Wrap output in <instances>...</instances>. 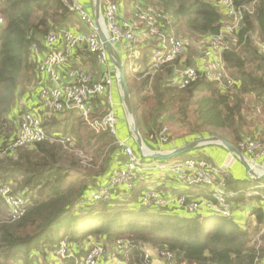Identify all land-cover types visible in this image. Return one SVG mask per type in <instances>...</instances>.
I'll return each instance as SVG.
<instances>
[{"label":"trees","instance_id":"16d2710c","mask_svg":"<svg viewBox=\"0 0 264 264\" xmlns=\"http://www.w3.org/2000/svg\"><path fill=\"white\" fill-rule=\"evenodd\" d=\"M108 1L118 5L136 2L102 0V8ZM137 1L162 10L167 17L159 22L160 27L176 37L180 28L192 36L206 38L217 35L223 27L219 8L205 0ZM234 2L242 20L222 51L228 71L222 85L200 77L181 88L172 82L173 64L164 65L155 74L145 72L147 68L135 72V65H142L159 48L156 40L145 35L144 24L136 27L143 29L145 37H138L133 49L128 50V58L121 61L141 135L153 150L157 149L152 142L157 146L160 142L150 140V135L163 128L164 118L172 109L178 108L183 122L189 123V116L195 115L190 134L193 138L218 135L235 146L245 137L251 123L250 112H264V0ZM69 3L70 0H0V16L4 19L0 24V154L7 153L0 158V184L17 182L27 201L25 215L0 219V264H17L18 260L40 264L35 253L44 263L62 239L72 245L87 234H104L108 242L129 240L126 250L117 254L125 264H147L143 248L147 244L173 253L174 264H260L264 260V205L253 210L257 218L255 230L261 232L262 242L252 244L253 234L247 224L242 226L222 216L138 206L134 204L137 192L120 203L117 199L84 201L95 179L109 171L121 146L108 131L91 132L92 128L78 114L54 116L51 120L53 132L69 135L71 141H64L65 136L60 141L48 138L22 152L8 151L25 111L16 112V101L22 87L24 92L39 71L31 46H41L52 28L65 27L73 20ZM135 53L137 58L133 57ZM248 96H253L254 101ZM82 147L93 150V163L81 165L80 158L71 154L70 149ZM135 151L139 154L138 149ZM246 196L233 200L239 204L253 199ZM1 205L5 203L0 197ZM75 254L83 256L86 251Z\"/></svg>","mask_w":264,"mask_h":264},{"label":"built area","instance_id":"2783aa9c","mask_svg":"<svg viewBox=\"0 0 264 264\" xmlns=\"http://www.w3.org/2000/svg\"><path fill=\"white\" fill-rule=\"evenodd\" d=\"M205 1L219 9H224L223 15L232 17L234 24L232 26L223 24L221 31L217 35L211 36V42L202 57V70L187 68L181 74L175 72L172 82L181 88L187 87L200 76H205L208 80L220 85L228 77L222 59V51L228 44V35L225 36V34L231 33L232 35L237 30L242 20V14L236 7L234 0ZM69 6L71 11L88 27V30L86 32L73 31L66 26L52 28L44 36L41 46L40 44L31 46L34 56H44L42 60H39L38 70L41 73H46L49 80V84L40 89V97L56 113H77L96 131H108L117 138V116L111 89L114 78L108 70L111 59L102 34L111 44L125 42L127 49L131 50L139 37L136 27L138 24H144L147 27L145 35L156 40L159 44V48L149 54L144 62L145 68L152 74H155L164 65L176 62L185 52L186 43L160 27L159 22L167 17L162 10L141 1L134 2L133 20H122L120 18V6L113 1H108L102 8V21L96 20L94 16L89 14L81 0H70ZM3 23L4 19L0 16V24ZM225 42L226 45H224ZM82 45H85L87 51L94 55L101 67L107 68L101 79H96L92 73L81 68L69 67L65 72L62 71L73 52ZM262 50L264 51V43ZM211 62H213L212 67H210ZM137 68V66L134 67V70ZM104 95L108 97L112 107H109L101 117H94L93 119L92 99ZM47 127L39 112L25 110L20 117L16 135L8 145V151L12 152L23 146L35 145L48 138L62 140L63 136L58 133L48 134L49 129ZM170 137L167 127H163L158 133L150 135L151 140L158 141L160 144L169 142ZM255 138L241 140L242 142L239 143V148L251 162L264 157V142ZM63 140L69 142L71 137L66 135ZM118 144L122 147L126 157L125 167L111 172L107 184L93 189L90 192V197L87 198L88 201H102V198L111 197V188H134L138 176L145 170L169 171L176 176L182 185L188 187L205 186L210 191V197L200 196L191 200H188L186 195H179L176 197L179 207L187 209L191 213L206 211L226 218L232 217L231 201L242 193L229 187L230 162L224 163L222 164L224 167L218 168V165L212 163L211 160L200 156L151 160L140 153L138 154L125 141H119ZM154 151L162 152L164 150ZM261 186L264 187V183ZM255 191L254 194H258ZM0 197L7 206L11 218L18 219L25 215L27 201L22 193L14 190L11 183L0 184ZM141 200L144 207H163L169 202L153 188L146 189ZM117 247L121 253L127 244L118 242ZM102 255L103 248L98 246L89 249L84 256L76 257L70 250L67 239H62L56 249V256L61 262H64L63 264H98ZM161 255H163L162 262L174 264L173 253L164 251ZM69 259H73L74 262L65 263V260ZM117 262L122 263L119 260Z\"/></svg>","mask_w":264,"mask_h":264},{"label":"crops","instance_id":"0c3cea01","mask_svg":"<svg viewBox=\"0 0 264 264\" xmlns=\"http://www.w3.org/2000/svg\"><path fill=\"white\" fill-rule=\"evenodd\" d=\"M137 1V0H136ZM142 2V1H141ZM81 3L84 5L85 9L88 11L89 14H91L92 16L95 17L96 19V12H95V1L94 0H81ZM120 6V18L123 19H130L133 20V14H134V1L127 4V5H119ZM220 12L223 14L224 13V9H219ZM97 20V19H96ZM102 21V20H99ZM66 28H70L73 31H81V32H86L88 30V27L78 18L77 15H73V20L71 22H69L66 25ZM138 36L139 39H141L142 37H145L143 35V29H139L138 30ZM205 39L210 40L211 37H206ZM114 51L116 53V55L122 60H125L126 58H128V50L127 49V45L125 42H121V43H117V44H112ZM91 53L89 51H87L86 46L82 45L79 48H77L70 60L64 65V67L62 68V71L65 72V70L69 67H74V68H81L84 69L90 73L93 74V76L96 79H101L102 76L105 73V70H107V68L105 67H101L97 61L95 60L94 55H90ZM35 61L39 63V60H42L44 56L42 55H38V56H34ZM134 57V56H133ZM138 57V56H137ZM135 58V57H134ZM111 59V58H110ZM146 59V58H145ZM145 62V61H144ZM198 63V62H197ZM200 64V63H199ZM138 66V68L140 67V65H135ZM137 68V70H134L135 72L140 71ZM202 68V65H199V69ZM108 70L111 72L113 78H114V82H113V86H112V97H113V103H114V109L116 112V116H117V141H125L128 144H130L134 149H138L139 153H140V148L138 146L136 137L134 135L133 129H132V125H131V118H130V113L127 110L125 104H124V100H123V96H122V92H121V87L119 85V80H118V71L116 69V67L114 66L112 60L110 61V66L108 68ZM33 84H36L35 86ZM47 84H49V80H48V76L46 73H41L40 71H38L37 74V78L35 80V82L31 83L30 85H32V87H25V91L23 92L24 86L22 87V90L19 94V97L16 101V105H15V109L16 112L18 110V108L21 109H27V110H33L36 112H39L44 120V116L46 115V113H49L51 115H55L58 117H62V116H66V115H70L72 114V112L70 113H64V114H60V113H56L55 111H53V109L48 106L47 104H45L43 102V100L40 97V89L44 86H46ZM29 88V89H28ZM21 96H25V100H23V104H21V106H17V104L20 102ZM248 99L251 100L252 102L254 101L253 96H248ZM251 105H253V103H251ZM92 113L94 114L95 117H98L99 115H103L108 109L109 107H112V105L110 104V101L108 99V97L106 95L104 96H97L94 97L92 99ZM21 107V108H20ZM29 107V109H28ZM48 109V111L46 112L45 110ZM19 111V110H18ZM261 113L264 114L263 110L261 111ZM261 113H258L255 109H253L252 112H250V119L254 122L253 126H257L254 127L253 129H251L250 131L252 133H254L255 135L261 134L264 135V125L262 121H258L261 118ZM73 114H77V113H73ZM256 115H259L256 116ZM49 121V119L44 120L45 123H47ZM252 124H250L251 126ZM249 128V126L247 127V129ZM52 130V128H51ZM54 131V130H52ZM172 135V133H171ZM195 139H199L197 138H193V136H191L190 134H187V136H182V135H176L173 133V135L171 136V140L169 141L168 144L166 145H159L157 146L156 144H154V142H152V146H154V148H156L157 150H164V151H168V150H172L174 148H177L183 144H186L192 140ZM190 154L192 156H202L205 157L211 161H213L216 164H223L225 162H230V167H229V181H231V189L232 186H237V189L234 190H239L240 192L245 191V189H249V193H253L251 192V190L253 188H257L260 187L261 184L264 181H255L252 178H250L248 176V172L245 168V166L236 158V160H233V155L229 152V150H227V148H225L224 146L214 143V144H206V145H202L201 147H197L196 150L194 152H190ZM116 157L114 158V161L109 169V171L104 174V175H100L99 177H97L93 183V185L90 187L88 193L86 194L85 197L89 198L90 197V192L93 189H96L98 186L100 185H104L107 184L109 177H110V173L115 171V170H119L125 167V155L123 152L122 147H120V149H118L116 155ZM186 156V155H183ZM182 156V157H183ZM256 161H259V163L264 164V157H261L259 159H257ZM253 166L255 168H257L255 166V164H253ZM260 170V169H258ZM263 171V170H261ZM156 172L158 173L159 171L156 170H145L144 173L145 177L137 179L136 181V185L134 188L132 189H128L126 187H117L115 188H111V191L113 192V198L112 199H120L122 197H125L127 195H131L129 194L130 191L132 192H139V194L137 195L136 198V202H134V204L141 206L142 204V193L148 189V188H153V189H157L161 196L164 199H167L169 202L167 205L163 206V207H157V206H153L151 208H161L165 211H172V212H179L182 211L183 214L184 212L187 214H192L191 212L186 211V209L184 208H180L177 204L174 203L173 198L178 197L179 195H186L188 200L191 199H196L200 196H206L208 197L210 191L209 188L205 187V186H198V187H188V186H184L182 185L176 178V176L169 171L166 172H159L160 174H156ZM141 174V175H142ZM248 179H250L251 181H248ZM14 190L16 192H19L20 190L15 188L14 184L11 183ZM230 185V184H229ZM264 189V187H263ZM263 189L259 190V194H247L246 197H252L253 199H246L243 202H239L236 203L235 200L231 201V210H232V217L230 219H233L235 222L239 223L240 225L243 223L252 226L255 230L256 224H257V218L256 215L254 214L253 210L257 207H262L264 205V191ZM243 194V193H242ZM242 194H240L239 196H241ZM246 195V193H245ZM115 196V197H114ZM238 196V197H239ZM84 197V198H85ZM248 200H257L256 202H250L247 203L246 201ZM84 201H86V199H84ZM90 202H94V201H90ZM259 203V204H258ZM177 209H179V211H177ZM180 213V212H179ZM196 214H203V215H207V216H219V215H214L211 214L209 212L206 211H199V212H195ZM182 214V213H181ZM243 226V225H242ZM245 226V225H244ZM261 232L256 231L255 235H259L260 237ZM261 240H260V244H261ZM70 250L75 254L77 251L79 250H85L86 253L89 251L87 246H84L83 248L78 245V243H72V245H70ZM126 250V248L124 249V251ZM123 251V252H124ZM121 252V253H123ZM120 253V252H118ZM155 253V252H154ZM35 255L38 256V259H40V264H63L64 262L61 260H59V258L56 256V252L55 253H50L48 254V258L47 261H44V263H42V259L40 257L39 253H35ZM114 255V253H113ZM111 255H107L106 257H103L102 259L99 260L98 264H125V262L118 257L117 253H115V255L113 256ZM76 257H82L79 256L78 254H75ZM84 256V255H83ZM152 257H155V255H152ZM73 260V259H70ZM77 260V259H76ZM117 260H121L122 263H118ZM74 262V260H73ZM157 262V259L154 258L152 261L153 263ZM23 260H18L17 264H23ZM260 264H264V260L262 262H260Z\"/></svg>","mask_w":264,"mask_h":264},{"label":"rangeland","instance_id":"374dc122","mask_svg":"<svg viewBox=\"0 0 264 264\" xmlns=\"http://www.w3.org/2000/svg\"><path fill=\"white\" fill-rule=\"evenodd\" d=\"M147 4L148 5H151V6H153L152 4H150V3H148L147 2ZM155 7V6H154ZM156 8V7H155ZM158 9V8H157ZM222 22H223V24L225 25V26H232L233 24H234V19L232 18V17H230V16H228V15H223L222 14ZM186 32V29L185 28H183V30H182V28H180V34L178 35V37L179 38H181L182 40H184L185 41V43H186V50H185V52L181 55V57L176 61V62H174L173 63V67H174V69H175V72H177L178 74H181L182 72H184L187 68H193V69H197V70H202V69H199V65H202L203 66V62H202V57H203V55H204V53H205V51L207 50V48H208V46H209V44H210V42H211V39L210 40H207V39H205V38H201V37H199V36H192V35H190V34H187V33H185ZM184 35H186V36H184ZM226 35H228L227 37H228V41H229V39L230 38H233L232 37V35H231V33H226L225 34V36ZM224 45H226V42H225V44ZM198 62V63H197ZM200 63V64H199ZM212 65H213V62H211L210 63V67H212ZM138 67V66H137ZM145 68V63L143 62V64L142 65H140V67L138 68L139 70H142V69H144ZM147 71V69H145V72ZM228 72V71H227ZM206 75H207V73H205ZM208 76V75H207ZM200 77H205V76H200ZM199 77V78H200ZM198 78V79H199ZM205 78H207V77H205ZM35 82V81H34ZM33 82V83H34ZM34 86L36 85V84H33ZM26 86H28L29 88L30 87H32V85H26ZM189 86V85H188ZM187 86V87H188ZM28 88V89H29ZM19 97V96H18ZM23 100H25V96H21V99H20V102L17 104V106H21V104H23ZM192 107H196L195 105H193ZM21 108V107H20ZM28 109H29V107H28ZM18 110H20L19 108H18ZM25 110H27V109H25ZM29 111H32V110H29ZM46 112L48 111V109H46L45 110ZM261 111L262 110H260V111H257L258 113H261ZM190 113H192V111L190 112ZM182 114H180L179 112H178V108H175V109H172L166 116H165V118H164V126L163 127H167L168 128V130H169V133H170V135H171V133H172V135H173V133L174 134H176V135H182V136H187V134H191V132H192V125L195 123V115L194 114H191L190 116H189V123L188 122H183V121H181V118L183 117V116H181ZM55 115H51V114H49V113H46V115L44 116V120H46V119H49V121L46 123L47 124V128L49 129V133L51 134V133H55V132H53L52 130H51V127H52V123H51V120H52V118L54 117ZM102 115H99L97 118H99V117H101ZM256 116H258L259 117V115H256ZM261 118L258 120V121H262L263 122V124H261V125H264V114L263 113H261ZM18 117H19V114H16V118H17V120H18ZM96 118V117H95ZM93 119H94V116H93ZM255 121V120H254ZM253 121V119L251 120V122H254ZM88 124V123H87ZM250 124H252L251 126L249 125V128L247 129L246 128V134H245V137L244 138H242L241 140L243 141V140H248V139H254L255 137H257V138H255V139H257V140H260V141H263L264 142V135H261V134H258V135H255L254 133H252L250 130L251 129H253L254 127H257V126H253V123H250ZM89 125V124H88ZM90 127H91V125H89ZM92 128V127H91ZM91 132H94L95 134H99V133H101L102 131H96L94 128H92V131ZM12 133L10 132L9 133V135H11ZM264 134V133H263ZM60 135H62V133H60ZM171 135V136H172ZM62 136H66V135H62ZM205 136H218V135H202V136H198L199 138H202V137H205ZM218 137H220V136H218ZM144 139V138H143ZM47 140V139H46ZM151 140V139H150ZM240 140V141H241ZM45 141V140H44ZM50 141H52V140H50ZM240 141H239V143H240ZM241 141V142H242ZM239 143H238V146H236L239 150H241L240 148H239ZM147 144V143H146ZM34 145H29V146H23V148H19V149H17V153L18 152H22V151H24L25 149H27V148H31V147H33ZM147 146L150 148V149H152L153 150V148L149 145V144H147ZM199 147H201V146H199ZM71 151V154H73L74 156H76V157H78V158H80V160H81V165H88L90 162L91 163H93V150L92 149H89V150H86V149H84L83 147L82 148H74V149H70ZM161 151V150H160ZM242 151V150H241ZM193 152V151H192ZM243 152V151H242ZM16 153V154H17ZM244 153V152H243ZM7 155V153L6 152H1V154H0V158H4L5 156ZM187 157H193L190 153H187V154H185ZM186 156H183V157H186ZM200 157H202V156H200ZM179 158H181V157H179ZM205 158V157H204ZM233 158V160H236V158L233 156L232 157ZM148 159H150V158H148ZM151 160H155V158H153V159H151ZM167 160V159H166ZM209 160V159H208ZM253 161V163L255 164V166L257 167L256 168V172H259V170L258 169H260V170H264V164H261V163H259V161H256V160H252ZM212 163H214L213 161H211ZM225 163H227V162H225ZM214 164H216V163H214ZM224 164V163H223ZM216 165H218V168H220V167H224V166H222V164L221 165H219V164H216ZM159 172H161L162 173V171H159ZM157 173L156 172V174H160V173ZM260 172H262V171H260ZM163 174V173H162ZM248 176H249V174H248ZM140 178H143V177H145V174H142V175H140L139 176ZM230 177V176H229ZM139 179V178H138ZM261 180H262V178H261ZM16 184H14V186H15V188H19V184L17 183V182H15ZM184 186H186V185H184ZM116 189V188H115ZM260 189H263V187L262 186H260V187H257V188H253L251 191H255V192H257L258 194H259V190ZM130 190V189H129ZM155 190L156 191H158L156 188H155ZM132 191V190H131ZM131 191H130V193L129 194H131ZM249 189H245V191H243V192H241V193H243V194H245L246 193V195L249 193ZM114 192V191H113ZM112 192V193H113ZM159 192V191H158ZM137 193L139 194V192L137 191ZM137 193H135V195H137ZM144 193V192H143ZM143 193H142V195H143ZM160 193V192H159ZM240 194V193H239ZM252 194H254V193H252ZM258 194H256V195H258ZM128 196L129 195H127V196H125V197H122V198H120V199H115L116 201H119V203L120 202H124L125 200H127L128 199ZM115 197V196H114ZM113 198V195H111V197H107V198H102V201H107V202H111V201H113L114 199H112ZM84 199H86V201L87 202H90V201H88V199H87V197H85ZM173 201H174V203L175 204H177V198H173ZM234 201V200H233ZM257 200H248V201H246L247 203H250V202H256ZM95 202H98V201H95ZM84 204V203H83ZM79 205L78 206V208L79 209H82V207L84 206V205ZM232 204V203H231ZM259 204V203H258ZM232 211V210H231ZM8 215H9V213H8V209H7V206L6 205H1L0 206V219H2V220H4V221H7V218H8ZM241 225H246L245 223L243 224H241ZM248 227H249V231H250V233L251 234H253V241H252V244H256L257 242L258 243H260V237H259V235H255V231H254V228L252 227V226H250V224L249 225H247ZM261 236V235H260ZM118 242H121V243H123V244H127V245H129L130 244V242H129V240H127L126 238H120V239H117V240H115V241H112V242H108L107 241V239H106V237H105V235L104 234H87L84 238H80V240H77V243H78V245H80L82 248L84 247V246H87L88 248H93V247H98V246H102V248H103V255L102 256H100L101 258L100 259H102L103 257H106L107 255H113V253H114V255H115V253H117L118 254V252H120L119 251V249H118V247H117V244H118ZM107 245V246H106ZM144 250H145V253H146V257H145V261H146V263L147 264H152V261H153V259L154 258H156L157 259V261H160V262H162L163 261V255H161V253L162 252H164L163 250H159V249H157V248H154V246H152V245H150V244H147V245H144ZM89 250V249H88ZM155 252V253H154ZM113 255V256H114ZM147 255H148V257H147ZM152 255H155V257H152ZM119 261H121V260H119Z\"/></svg>","mask_w":264,"mask_h":264},{"label":"water","instance_id":"95a60500","mask_svg":"<svg viewBox=\"0 0 264 264\" xmlns=\"http://www.w3.org/2000/svg\"><path fill=\"white\" fill-rule=\"evenodd\" d=\"M94 1H95V12H96L95 15H96V19L99 21L102 20V0H94ZM102 36L105 41V45L109 51L110 58L118 71V80H119L118 82L121 87L124 104L130 113L131 125L138 146L140 148V154H142L145 158L166 160L190 153L199 146L217 143L227 148V150H229V152L245 166L250 178H252L253 180H261V178L262 179L264 178V170L263 172H260L261 170H259V172H256V168H253L248 158L241 150H239L235 145L231 144L230 142L218 136H205L199 139L192 140L186 144H183L177 148L168 151L155 152L154 150L150 149L147 146L146 142L144 141L138 126L133 99L130 94L128 82L126 79L125 67L122 64L121 59L116 55L112 44L107 40L104 34H102ZM153 264H165V263L157 261L156 263L154 262Z\"/></svg>","mask_w":264,"mask_h":264},{"label":"bare ground","instance_id":"6f19581e","mask_svg":"<svg viewBox=\"0 0 264 264\" xmlns=\"http://www.w3.org/2000/svg\"><path fill=\"white\" fill-rule=\"evenodd\" d=\"M133 56H134L135 58H137V54H136V53H135ZM249 162H250V164L253 166V164H254V163H253V162H251V161H249ZM253 168H255V167L253 166ZM262 172H263V171H262ZM262 184H263V183H262ZM262 184H261V185H262ZM251 192H253V193H254V191H251ZM251 194H252V193H251Z\"/></svg>","mask_w":264,"mask_h":264}]
</instances>
